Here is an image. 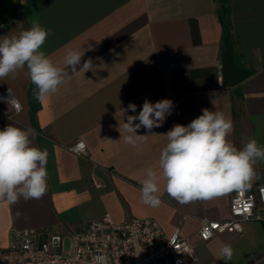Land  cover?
I'll use <instances>...</instances> for the list:
<instances>
[{"label":"crops","instance_id":"crops-1","mask_svg":"<svg viewBox=\"0 0 264 264\" xmlns=\"http://www.w3.org/2000/svg\"><path fill=\"white\" fill-rule=\"evenodd\" d=\"M234 62L249 74L234 85L222 82L226 24L220 0H0V37L18 35L39 23L52 30L42 51L58 67L68 50L84 51L91 71L69 72L44 102L27 68L0 80L21 104L14 112L0 101V130L8 124L31 129L32 146L46 149L47 191L15 204L0 200V248L13 229L50 228L69 234L105 214L112 222L152 217L165 233L178 230L194 244L195 264H225L222 244L234 250L228 264H264V221H245L241 232L208 241L195 235L203 217L230 216L235 189L208 200L180 204L166 192L159 159L164 136L176 124L187 126L204 108L233 121L228 139L238 148L253 138L264 146V0H226ZM173 102L171 115L134 147L125 143L127 116L138 115L145 100ZM129 104H135L132 112ZM139 123V121H135ZM85 143L83 155L68 147ZM157 172L158 207L142 202L146 170ZM252 188L264 182V160L254 165Z\"/></svg>","mask_w":264,"mask_h":264},{"label":"clouds","instance_id":"clouds-1","mask_svg":"<svg viewBox=\"0 0 264 264\" xmlns=\"http://www.w3.org/2000/svg\"><path fill=\"white\" fill-rule=\"evenodd\" d=\"M52 35L39 23L18 35L0 37V80L15 76L18 70L27 68V75L36 86L34 95L44 102L54 94L58 86L69 77L66 69L72 72H88L93 68L92 60L81 66L84 51L68 50L63 63L58 67L41 50ZM0 101L15 107L18 103L12 97L10 89ZM135 104L128 108L136 111ZM173 102L162 99L154 104L145 100L138 115L127 116L123 128L128 135L123 136L125 143L136 146L149 135H138L141 127L151 132L161 127L166 116L171 115ZM139 123H135V121ZM234 128L233 121L221 111L207 108L187 126L176 124L164 136L168 143L162 149L159 167L165 181L167 194L180 204L196 200H208L223 192L239 189L255 176L254 165L264 160V146L258 145L253 138L242 141L238 149L229 139ZM31 129H21L8 124L0 130V200L6 199L15 204L19 199H39L47 191L46 149L32 146ZM142 202L158 207L161 199L157 172L146 170V178L140 188ZM220 254L225 264L232 260L234 250L230 244H222Z\"/></svg>","mask_w":264,"mask_h":264},{"label":"built area","instance_id":"built-area-1","mask_svg":"<svg viewBox=\"0 0 264 264\" xmlns=\"http://www.w3.org/2000/svg\"><path fill=\"white\" fill-rule=\"evenodd\" d=\"M7 95V90L0 93V97ZM14 100L18 109L10 104L18 112L21 104ZM85 147L77 140L68 148L83 155ZM229 211L226 219L203 217L195 232L197 238L208 241L224 232H241L245 221H264V182L235 189ZM196 260L193 242L177 229L167 234L152 217L115 223L107 214L69 234L50 228L13 229L8 246L0 248V264H195Z\"/></svg>","mask_w":264,"mask_h":264},{"label":"water","instance_id":"water-1","mask_svg":"<svg viewBox=\"0 0 264 264\" xmlns=\"http://www.w3.org/2000/svg\"><path fill=\"white\" fill-rule=\"evenodd\" d=\"M224 43L226 53L222 62V82L230 86L243 80L249 72L235 65L234 49L228 38H225Z\"/></svg>","mask_w":264,"mask_h":264},{"label":"trees","instance_id":"trees-1","mask_svg":"<svg viewBox=\"0 0 264 264\" xmlns=\"http://www.w3.org/2000/svg\"><path fill=\"white\" fill-rule=\"evenodd\" d=\"M220 2L223 5V8H222V11H221V14H220V18H221L222 23L224 25L226 24V30L224 32V36H225V38H228V40L230 41V30H229V27H228L229 10H228V7L226 5V0H220Z\"/></svg>","mask_w":264,"mask_h":264},{"label":"rangeland","instance_id":"rangeland-1","mask_svg":"<svg viewBox=\"0 0 264 264\" xmlns=\"http://www.w3.org/2000/svg\"><path fill=\"white\" fill-rule=\"evenodd\" d=\"M67 246H68V240H66L65 242V248H67Z\"/></svg>","mask_w":264,"mask_h":264}]
</instances>
